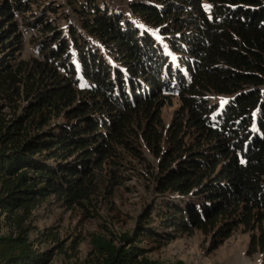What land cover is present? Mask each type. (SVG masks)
<instances>
[{
	"label": "trees",
	"instance_id": "trees-1",
	"mask_svg": "<svg viewBox=\"0 0 264 264\" xmlns=\"http://www.w3.org/2000/svg\"><path fill=\"white\" fill-rule=\"evenodd\" d=\"M157 3L128 8L160 31L169 53L93 0H66L81 33L113 56L70 30L90 84L79 91L52 21L60 6L0 0V264H51L64 247L47 230L36 232L35 248L34 211L51 197L84 208L97 191L112 193L99 172L121 151L138 159L140 143L160 159L154 192L177 200L157 217L145 212L132 233L91 234L87 257L69 256L70 264H158L146 253L177 235L200 231L223 242L240 226L264 263V0ZM32 8L24 25L41 35V58L23 60L16 19ZM210 94L228 101L217 108ZM173 95L180 108L164 131L160 111ZM49 240L55 249L41 250Z\"/></svg>",
	"mask_w": 264,
	"mask_h": 264
},
{
	"label": "rangeland",
	"instance_id": "rangeland-1",
	"mask_svg": "<svg viewBox=\"0 0 264 264\" xmlns=\"http://www.w3.org/2000/svg\"><path fill=\"white\" fill-rule=\"evenodd\" d=\"M93 1L99 7L106 8L109 14L120 16L123 21H128L134 28L149 34L158 41L156 42L158 45L159 43L162 45L166 53H169L167 42L162 39L160 31L147 27L128 8L133 1L142 0ZM143 1L158 4L157 0ZM37 2L41 6L51 2L60 6L57 17H52L54 20H51L68 42L67 56L69 62L76 69L74 79L77 89L79 91L86 90L90 84L82 76L80 53L72 41L70 30L72 28L77 30L78 34L82 35V39L84 38L82 42L85 47L94 52H100L104 58H113L109 54L110 50L105 49L94 37L81 33L78 18L67 7L66 0H37ZM31 10V12L25 13V19H22L21 15L16 19L22 34V47L16 57L23 60L41 58L36 42L41 35L37 30L24 25V22L31 19V15L37 12L36 8ZM168 55L170 58H175L171 53ZM208 100L220 108L228 101V98L210 94ZM179 108L180 102L176 95L167 100L161 108V122L164 131H167L173 123ZM162 148L164 149L165 146L163 145ZM136 149L139 154L138 159L121 151L119 152L120 158L114 164L108 166L106 164L103 172H99L113 188L112 193H109V190L97 191L84 208L80 206L61 207L51 197L34 211L32 224L36 231L30 233V239L36 243L38 240L36 232L49 230L56 234L58 242L64 247L63 253L58 249L55 250L51 264H70L75 258L84 260L91 250L89 244L91 234H108L105 232L106 230L115 235L132 233L138 226V219L145 212H151L153 216L157 217L167 200H177L174 195L160 197L154 192L156 183L154 178L158 173L160 159H157L143 143L136 145ZM250 235L251 232L245 231L240 226L225 241L215 242L212 239V234L205 235L200 231H194L191 234L175 236L172 241L161 248L146 253V256L158 264H264L260 252L249 253ZM35 246L37 248L38 244L36 243ZM56 246L57 242L49 240L42 243L39 248L41 250L55 249ZM69 256H75V258L69 260Z\"/></svg>",
	"mask_w": 264,
	"mask_h": 264
}]
</instances>
